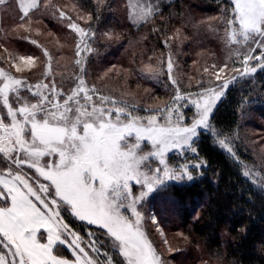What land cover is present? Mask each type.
<instances>
[{"label":"snow or ice","instance_id":"1","mask_svg":"<svg viewBox=\"0 0 264 264\" xmlns=\"http://www.w3.org/2000/svg\"><path fill=\"white\" fill-rule=\"evenodd\" d=\"M28 7H36V4L25 6V15ZM234 11L235 17L229 23L238 22V29L230 33V40L235 44L255 43L258 48H264V0H235ZM70 27L75 29L77 26L71 24ZM80 35L87 34L81 29ZM20 59L34 67L33 57ZM253 59L264 61V53L259 57L244 55L243 71L236 69L230 80H223L217 74L220 82L215 88L198 93L199 102L193 101L197 118L191 126L176 127H155V117L148 120V127L140 126L132 118L125 123L120 117L131 114L122 108L93 106L88 111L87 104L79 103V93H84L83 99L87 102L91 101L88 91L95 89L83 87L82 79L63 106L53 104L39 91L40 85H30L0 69V107L6 109V114L0 115V159L5 164V169H0V203L4 205L0 206V245L7 248L11 256L9 259L7 255H0V264H70L69 260L53 254L61 245L76 254L75 264H81V260L84 264H96L80 247L78 234L63 222L62 210H69L79 220L105 229L113 247L127 264H163L141 230L143 217L137 211V205L150 194L163 195L168 181L192 179L188 168L200 165H185L176 172L167 167L165 152L170 149L197 151L192 145L202 130L214 133L211 120L217 103L231 85L257 71L256 67H248ZM258 66L264 68V62ZM172 67L169 60V71ZM22 70L17 66V72ZM172 83L176 84V81L172 80ZM33 87L37 90L32 91ZM25 91L39 97L38 101L31 103L21 94ZM175 99L178 101L183 97L178 95ZM70 101L78 106L73 107ZM113 112L115 120L112 119ZM5 118L10 123H5ZM129 137L135 138L134 144H129ZM144 140L151 142L153 151L139 155ZM219 143L235 155L225 140ZM44 157L58 159L41 165ZM154 157L164 165L163 175L159 167L151 169L148 162ZM24 166L35 169L49 183H41L34 189L29 183L31 177L26 179L27 173H22ZM143 168H148L149 172L142 171ZM133 181L142 188L138 196H133ZM121 209L131 210L135 220L123 215ZM41 229H44L41 237L46 239L43 243L37 239ZM89 246L93 251L98 250ZM107 260L111 264V257Z\"/></svg>","mask_w":264,"mask_h":264},{"label":"trees","instance_id":"2","mask_svg":"<svg viewBox=\"0 0 264 264\" xmlns=\"http://www.w3.org/2000/svg\"><path fill=\"white\" fill-rule=\"evenodd\" d=\"M75 2L90 14L86 27L92 34L91 51L83 72L87 85L121 105L127 106V102L142 108L162 107L172 98L164 71L162 76L157 74L167 53L175 57L177 73L181 72L183 79L187 81V73L196 76L201 56L216 45V35L233 14L230 0H170L135 26L125 22L119 0ZM39 13L34 14L36 20L61 39L65 37V28L56 29L44 9ZM24 19L18 13L15 25ZM24 36L13 26L17 44L13 47L22 52L19 46L25 45L29 49L24 52L34 54V46L24 41ZM34 49L40 56L37 46ZM144 63L153 70H144ZM110 65L119 69L109 74V81L116 86L97 80ZM195 79L188 83L190 88ZM136 85L147 89L143 98L133 91ZM157 99L160 103L156 105L147 103ZM211 123L214 133L202 130L192 145L197 151L185 154V160L200 165L189 168L192 179L168 182L163 195L150 194L145 212L155 216L164 232L171 231L179 238L172 251L179 259L176 264H264V182H257L264 180V151L259 147L261 141L254 140L264 137V68L230 86L217 103ZM220 140H225L235 155ZM255 166L263 172L257 178L249 172ZM0 169H5L2 159ZM246 172L249 175H244ZM61 216L71 231L108 254L111 264H126L103 228L77 219L69 210H62ZM42 232L40 240H44ZM54 254L68 258L63 245L54 249Z\"/></svg>","mask_w":264,"mask_h":264},{"label":"rangeland","instance_id":"3","mask_svg":"<svg viewBox=\"0 0 264 264\" xmlns=\"http://www.w3.org/2000/svg\"><path fill=\"white\" fill-rule=\"evenodd\" d=\"M14 1V4H13ZM170 0H119L120 2V12L124 13L125 22H130L132 24L138 25L144 22L148 17H150L154 12H156L160 6ZM232 6V18L228 20L226 24H223V28L220 34H217L218 40L216 45L205 53L200 61L198 67L197 75L194 76L192 73H187V81L182 78V74L177 73L175 57L171 52L167 53L166 60H164L163 67L157 69V74L162 76L164 71L165 82L167 83L170 90L173 91L172 98L164 106L160 107H139L137 105L127 103L121 105L118 102L113 104L109 101H115L112 98L102 95L96 91H88V95L91 96V101H85L83 99L84 93H79V103L81 105L87 104V110L91 111L92 107L105 108V109H116L122 108L126 113H130V117L121 116L120 119L127 123L129 118L136 119L140 126L148 127V120L155 117L154 126L155 127H176V126H191L194 119L197 118V108L193 101L199 102L198 93L203 92L205 89L215 88V86L220 82L217 80V74L223 80H230L233 75H235V70L240 69L243 71L245 67L243 63L244 55H251L253 57H259L264 53V48H258L255 43H243L235 44L230 40V33L237 31L238 22L236 24H230L235 17V0H230ZM36 4V7H28L27 15L24 14L23 8L25 6ZM44 9L47 15L54 21L55 28L58 30H64L65 37L61 39L60 36L53 33L49 27L44 23L40 22L38 19L34 18L36 11L39 12ZM150 9V12H149ZM23 16L24 22L15 25L17 15ZM63 13L64 15H61ZM122 17V18H123ZM90 21V14L79 6L75 0H0V69L5 72H10L13 76L18 79L26 80L30 85H40L39 91L42 92L49 100L53 103H59L63 106L64 101L69 95H72L75 90H77L79 81L82 79L85 83L83 87L86 89H93L92 86L87 85L86 78L83 74L85 71V66L87 58L90 55V32L86 27ZM75 24L77 27L75 29L71 28L70 25ZM13 26L20 29L21 32L25 33L24 41L26 40L30 43L35 53L24 52L29 49L25 45L19 46L22 48V52L15 50L13 45H17L13 38ZM83 30V37L80 35V30ZM92 35V34H91ZM17 38V37H16ZM83 41V42H82ZM34 42V43H33ZM77 45H80L77 48ZM35 46L40 50V56L38 52L34 49ZM61 49H65L62 53H58ZM255 49V51H251ZM79 52V55L77 53ZM47 53V55H45ZM31 56L33 57L32 64L34 67L29 66L24 60ZM171 60L173 67L171 71L168 69V62ZM208 60V64H207ZM79 61V63H77ZM264 61H257L255 59L249 62L248 67H256L259 63ZM194 64V63H193ZM192 64V65H193ZM195 65V64H194ZM227 65V67H224ZM17 66L21 67L23 70L17 72ZM116 66H109L97 75V80L103 84H111L116 86L115 83L109 81V74L111 71L119 70ZM163 68V69H162ZM224 68V71H220ZM143 69L146 71L153 70V66H149L147 63L143 65ZM192 78H196L195 82L192 83V88H190L189 82ZM172 80L176 81V84L172 83ZM186 83L184 84L183 81ZM47 85V87H44ZM135 91L140 98L146 94L147 89L140 88L138 85L134 86ZM37 89L33 87L32 91ZM22 95L28 97L31 103H36L39 97H34L30 92H22ZM182 96L183 99L176 100L177 96ZM142 96V97H141ZM107 98V99H102ZM122 103V101H120ZM73 107H76L74 102H69ZM150 105H156L160 103V100H154L153 102H148ZM13 107H16L14 104ZM127 107L131 108L128 109ZM142 109V113L139 110ZM138 110V111H135ZM6 114V109L0 107V115ZM112 119L115 120V112H113ZM5 123H10V121L5 118ZM261 138V136H259ZM263 140L258 138L254 139L256 142H260V150L264 151V137ZM129 144L135 143L134 137L128 138ZM142 151L139 155H146L153 151V147L150 141L144 140L141 143ZM190 149H184L183 151L170 149L165 152L164 160L167 167L171 170L179 172L185 165H192L191 162L185 160V154ZM192 152V151H191ZM172 159H171V158ZM58 157H44L41 161V165L47 164ZM151 169L160 168L161 175H163L164 165L159 163L158 158H152L149 162ZM190 168V167H189ZM188 168V173H189ZM142 171L149 172L148 168H143ZM257 171H259L257 173ZM253 177L258 176L259 173H263L259 166H255L253 171L249 170ZM22 173H27L26 179H29V183L32 184L34 189H38L39 184L49 183L42 176L36 173L35 169H29L24 166ZM151 174V173H149ZM262 175V174H261ZM264 179V173H263ZM185 179H187L185 177ZM35 181V182H34ZM171 181H180V179H175ZM168 181V182H171ZM167 182V183H168ZM259 185L263 184L264 180L261 182L257 180ZM131 189L133 196H138L142 191L140 185L135 184L133 181L131 183ZM148 197H146L139 205H137V211L141 213L143 219L141 221V230L145 232L147 239L151 242L152 246L155 248L157 255L163 261V264H176L177 258L173 257V247L178 243V237L170 231L171 234L166 233L157 223L155 216L153 214H147L145 212V202ZM34 200V198H33ZM35 201V200H34ZM36 202V201H35ZM38 204V202H36ZM39 205V204H38ZM40 206V205H39ZM123 215L127 216L130 220H135L132 215L131 210L121 209ZM70 212V211H69ZM78 219V218H77ZM87 222V221H85ZM96 225V224H94ZM98 226V225H96ZM44 232V229H41ZM105 230V229H104ZM106 232V230H105ZM37 239L39 238V232L37 233ZM42 243L46 242V239L40 240ZM80 247H83L88 253V257L93 259L96 264H109L107 257L108 254L104 255L103 252L97 250L93 251L92 245L88 241L80 239L78 241ZM68 253V258H64L70 261V264H75L76 254L66 246H63ZM97 249V248H96ZM54 254V253H53ZM0 255H7L10 259V252L3 245H0ZM55 255V254H54ZM123 257V256H122ZM63 258V257H62ZM105 258V259H104ZM125 260L126 264L127 261ZM81 264H84L81 260ZM214 264V263H213Z\"/></svg>","mask_w":264,"mask_h":264},{"label":"crops","instance_id":"4","mask_svg":"<svg viewBox=\"0 0 264 264\" xmlns=\"http://www.w3.org/2000/svg\"><path fill=\"white\" fill-rule=\"evenodd\" d=\"M35 202V201H34ZM38 205V204H37ZM9 206H10V201H9ZM39 206V205H38Z\"/></svg>","mask_w":264,"mask_h":264}]
</instances>
